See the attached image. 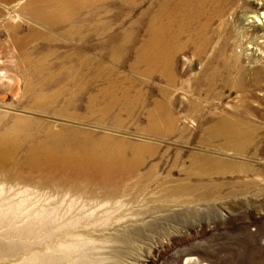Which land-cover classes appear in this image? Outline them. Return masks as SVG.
I'll use <instances>...</instances> for the list:
<instances>
[{
	"label": "rangeland",
	"instance_id": "rangeland-1",
	"mask_svg": "<svg viewBox=\"0 0 264 264\" xmlns=\"http://www.w3.org/2000/svg\"><path fill=\"white\" fill-rule=\"evenodd\" d=\"M50 2L56 14L49 25L0 28L2 150L21 157V169L27 159L67 157L72 170L90 177L99 163L111 175L138 173L132 178L141 184L159 180L163 194L178 185L191 191L183 206L137 207L140 216L161 211L148 225L111 218L125 225L127 242L96 240L59 264H264V25L249 23L263 17L264 0ZM10 33L21 37V53ZM202 63L205 74L196 78ZM206 73L221 77L212 78L218 87L208 89ZM198 157L222 163L198 170ZM40 177L5 187L11 217L25 206L27 222L8 225L9 261L0 264L49 256L46 240L72 229L64 199L79 194L42 186ZM81 197L93 201L84 203L82 225L93 226L95 197ZM38 200L47 208L34 218ZM53 200L61 202L50 215Z\"/></svg>",
	"mask_w": 264,
	"mask_h": 264
},
{
	"label": "bare ground",
	"instance_id": "bare-ground-1",
	"mask_svg": "<svg viewBox=\"0 0 264 264\" xmlns=\"http://www.w3.org/2000/svg\"><path fill=\"white\" fill-rule=\"evenodd\" d=\"M43 1L46 2L44 9L42 8ZM65 4L67 5L68 3ZM51 6L52 2H50V0H0V28L4 26L10 31H13L19 27L21 22L31 20H37L43 22L45 25H49L54 21L56 14L54 9L52 12L50 11ZM262 16V18L259 15L252 16L251 18L256 19L257 22L250 21L249 23H258L256 24L258 26L264 25V13ZM12 39V34L10 33L8 41H11ZM13 42V49H18L21 53V48L25 47V45H21V37H19V34L14 37ZM203 67L204 65L202 63L199 71L196 73V78L205 74V72H202ZM206 75L211 78L208 79V89L210 90L211 88L214 89L216 86L218 87L220 81H214L212 78L221 79V77L214 76V74L209 75L207 73ZM223 80L230 85L225 78H223ZM190 121L191 120H187L184 124L194 128L196 124ZM177 128L180 129L179 123L177 124ZM161 130H166V128H162ZM4 144L5 139L2 138L0 141V198H2L0 200V262L6 263L9 261L5 260L6 239L11 238V232L8 231V225L17 226L21 222V227H24L27 222L24 212L26 208L25 206L21 207V215L11 217L14 211V206L12 203L4 201L6 195L5 187H7L9 181L16 182L19 178L23 179L29 175H37L41 177L35 180H37L42 186L65 189V191L75 190L79 194V198L64 199V202L67 204L66 217L68 221L70 220L72 229L58 234L53 240H46V247L49 250L48 253H50V255H45L41 258L38 256L29 259L27 258V264H59L65 259L63 254L70 257L76 256L88 246L94 245L96 240H104L106 241V245L127 242L128 238L125 235L120 234L121 229L126 228L125 225H114L109 222L111 218L130 217L129 219L134 220L135 224L142 222V224L148 225L150 223L149 219H153L154 216L160 214L161 211L148 210L145 211L148 213L140 216L141 214L138 213L137 207L150 202L160 203L165 201L171 202V204L174 203V206H183V204L190 199L189 195L191 194V191L187 190V188L178 185L170 190H166L163 194L164 183L159 182V180L147 177L144 178V184H141V182L132 178L138 173L135 175L120 173L111 175L100 170L99 163L94 165L96 177H90L84 173L72 170L70 168V160L67 157H62L59 161L52 157L27 159L26 162L23 163L25 167L21 169V157L17 158L12 153L4 152L2 150ZM204 162L205 164L211 165L222 163L221 160L203 159L198 157L194 159V168L201 170V166ZM21 171H24L27 175L23 177ZM89 180L95 183V186L90 189L84 187L80 182ZM125 182V187H123ZM128 184H132L131 190L125 189ZM151 184L158 186L159 190L157 192L156 190H151ZM98 190H101L102 192L103 196L101 198L98 197ZM160 193L161 195H158ZM86 195H92L95 197V201L93 205H91V208H95V214L90 217V219L94 221L93 226L90 225L89 222H87L86 225H82L83 221L86 220L84 215H87L84 203L93 202L91 200L82 199L81 196ZM127 195H132V202H124L126 201L125 197ZM42 202L43 200H38L37 205L40 207H35L33 213L34 218L37 217V213L41 209L46 207L41 206ZM60 202L61 201L57 202L55 200L52 202L49 201L50 205L48 207L54 206L53 210L48 211L50 215L57 213ZM177 208L179 210V207ZM98 210L99 212L96 214ZM124 212L129 213L123 214ZM58 219L63 223V216H58ZM42 220L43 218H39V221H37L38 224H42ZM75 222L79 223L74 224ZM34 225V223H30V226ZM93 231H98L101 234L95 236ZM58 255H60L61 258H59Z\"/></svg>",
	"mask_w": 264,
	"mask_h": 264
}]
</instances>
